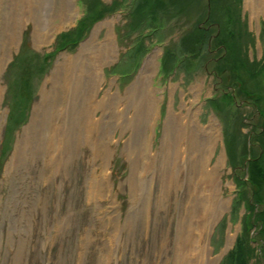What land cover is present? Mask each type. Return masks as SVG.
<instances>
[{
    "label": "rangeland",
    "instance_id": "rangeland-1",
    "mask_svg": "<svg viewBox=\"0 0 264 264\" xmlns=\"http://www.w3.org/2000/svg\"><path fill=\"white\" fill-rule=\"evenodd\" d=\"M100 1L91 16L102 17L87 16L76 32L58 39L78 24L86 1L0 0V264H224L245 214L261 210L246 181L249 160L264 152L256 142L263 129L264 14L253 15L246 0H157L156 6V0H136L135 11V0ZM65 13L74 15L70 23L61 21ZM152 14L156 31L137 28ZM18 20L24 25L14 30ZM54 25L60 27L49 42L36 41L35 33ZM230 31L237 36L230 39ZM109 32L116 53L103 68L106 81L98 96L112 88L126 98L146 63L154 61L149 77L160 100L156 120L145 128L140 122L129 126L134 115L122 116L121 127L111 131L116 142L110 158L95 159L85 145L71 158L65 154L66 167L53 166L51 152L42 150L49 121L36 107L50 85L46 79L63 55H75L94 35L103 42ZM201 35L198 50L194 42ZM183 106L197 109L198 123L216 128L219 136L210 164L222 159L216 190L223 206L217 203L216 220L201 233L193 227L212 205L204 211L197 206L207 191L200 194L192 180V151L178 159L174 145L163 140L170 113ZM102 163L110 173L99 189ZM251 230L260 254L257 226ZM197 236L202 255L191 251Z\"/></svg>",
    "mask_w": 264,
    "mask_h": 264
},
{
    "label": "bare ground",
    "instance_id": "bare-ground-1",
    "mask_svg": "<svg viewBox=\"0 0 264 264\" xmlns=\"http://www.w3.org/2000/svg\"><path fill=\"white\" fill-rule=\"evenodd\" d=\"M26 4L28 5V2ZM245 6L253 15L264 14V0H246ZM67 9L66 11H68ZM61 17V21L67 24L72 21L74 15L72 13H65L61 14ZM21 20H18V25L20 26L17 25V28L15 27L14 30L18 28L19 30L22 29L24 23L20 22ZM59 27L56 25L50 26L42 34L39 33V30L38 33H35L36 41L49 42V39H51ZM115 43L110 32L103 42L97 40L94 35L82 44L75 55L65 54L61 59L57 60L54 70L47 77L46 83H50V85L47 87V91L41 92V100L37 103L38 105L36 104V107H38V112L43 107L45 117L43 116L42 120L46 118L47 122L49 121V123L46 122L48 134L47 139L43 141L42 150L47 155L51 152L49 155L50 159L53 160L52 162L56 161L52 164L53 166L59 164L66 167L70 161L62 162L65 154L67 155L66 157L71 158L73 151L79 153L81 147L85 145L91 148L95 159L101 158L104 162L106 157L110 158L113 150L111 143L116 142L112 132L117 131L121 127L120 120L122 116L125 119H131L132 115H134L136 122L129 126H139L138 123L140 122V125H144L145 128L151 127L156 120L160 100L156 95L157 89L152 86V81L149 77L153 72L154 61L149 60L146 63L140 76L141 79L136 81V83L134 82L132 88H128L129 90L125 95L126 98L118 91H113L112 88L105 89L102 97L98 96L99 92L104 89L106 81L103 68L115 57ZM136 91L140 96L137 93L134 95ZM196 101L197 98L195 97L194 101H190V105L194 106L193 103ZM191 106H183L184 111L180 110L179 112L170 113L164 131L165 139L163 140H166L164 143L174 145L175 149L173 147V150L178 159L183 156L186 149L192 151V180L196 187H198L200 194L203 191H207L206 196L201 194L200 200L196 201L197 206L200 205V210L204 211L203 209L205 208L207 210V203L210 206L212 205V210L203 212L204 215H202L204 217L201 224L199 223L193 227V229L199 228V232L201 233L204 230L206 231L216 220L218 214L216 205L217 203L221 204L216 189L218 176L222 167V159L213 166L210 164L214 147L218 141V132L214 127H203L198 123V111L197 109H192ZM77 156L79 157V155ZM80 156L82 157L80 161L86 158V154ZM68 168L70 169V167ZM103 168L104 170L98 174L99 180L97 185L101 182H106L109 177L110 171L108 167L105 168L104 164ZM98 188L100 189L99 185ZM193 238L191 251L200 253L201 250L197 246L200 239L198 236L197 238ZM201 249H206V245Z\"/></svg>",
    "mask_w": 264,
    "mask_h": 264
},
{
    "label": "trees",
    "instance_id": "trees-1",
    "mask_svg": "<svg viewBox=\"0 0 264 264\" xmlns=\"http://www.w3.org/2000/svg\"><path fill=\"white\" fill-rule=\"evenodd\" d=\"M86 1V7H87V12H86V15L82 18L81 20V24L82 22L86 21L88 17H91V19H94L96 18L95 20L99 19L100 17H94L92 18L91 15H93L94 13L91 14V8L94 9L95 6H100L101 4V1L100 0H84ZM157 0L154 2V6L157 5ZM133 11H135L134 9H136V0L135 2L133 3ZM207 9H205L204 11H202V13L199 15V22L200 23H206L207 21ZM156 15L157 14H152L150 16H148L147 18L145 19H141L139 22H136L135 25H137V28H140V29H146V27H150L152 30L156 31L158 28H156V24H153L152 25V22H155L156 23ZM150 18V19H149ZM151 18H153V21H150ZM80 24V25H81ZM80 27L78 26L77 27V30L79 29ZM200 30V33H203L205 35V38L207 37V32L206 30L204 29V27H201L199 28ZM70 33H71V30L67 31V32H63L62 35L63 37H67V36H70ZM196 36L199 35L197 33H194ZM204 35H201L196 42H194V45L196 46V49H200L201 48V45H202V40L204 41ZM228 37L230 39H233L237 36V32H228ZM201 38V39H200ZM194 38H192L193 40ZM193 45V49H195ZM199 46V47H198ZM190 54L192 55H196V51H192L190 52ZM239 61L241 63V65H243L244 67L245 66H249V62L248 59H243V58H239ZM254 64L251 65V67L253 66ZM261 67H263V64L261 65ZM259 67V68H261ZM257 68H253L251 72L253 73H256L257 71ZM256 71V72H254ZM254 98L256 97L255 95L253 96ZM261 95L258 94L257 95V99H261ZM263 100H264V97H263ZM259 103V102H258ZM258 105V104H257ZM259 114L261 115L262 119H263V122L261 123V126L260 128H263L262 129V132L260 134H256L258 135L257 137H260V141H258V138H257V143L258 144H261L263 146V149H264V110H259ZM263 124V125H262ZM249 166L248 167H251V172H250V177H248L247 181L248 183L251 184V188H254L255 189V194L253 195L254 197H256V204L258 206H260L261 209L258 213V210L257 212H255L256 210L255 209H251L249 212H247L244 216V218L242 219L243 220V223H242V232L241 234L239 235L238 237V240L236 241V244L235 246L232 248V250L229 251V254L227 256V260L224 264H249V261H251L253 259V264H264V152L262 153H259L255 156H253V158H251L249 160ZM249 208L252 207L251 204L248 205ZM256 225L257 226V230H254V232H257L258 236H260V239L262 241L261 243V249L259 250L260 251V254L258 252H256L255 250V247L252 245V236H251V229L252 227ZM260 228V229H259ZM259 229V230H258ZM255 259V260H254Z\"/></svg>",
    "mask_w": 264,
    "mask_h": 264
}]
</instances>
